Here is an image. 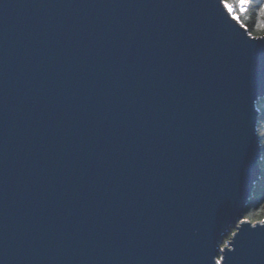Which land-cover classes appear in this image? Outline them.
<instances>
[{"label": "water", "instance_id": "1", "mask_svg": "<svg viewBox=\"0 0 264 264\" xmlns=\"http://www.w3.org/2000/svg\"><path fill=\"white\" fill-rule=\"evenodd\" d=\"M224 4L0 0V264H264V35Z\"/></svg>", "mask_w": 264, "mask_h": 264}, {"label": "trees", "instance_id": "2", "mask_svg": "<svg viewBox=\"0 0 264 264\" xmlns=\"http://www.w3.org/2000/svg\"><path fill=\"white\" fill-rule=\"evenodd\" d=\"M224 3L236 5V0H223ZM264 3V0H253L252 6L246 13L241 14L236 8V13L240 17L239 22L254 37H261L264 31L258 27L259 16L258 6ZM256 108L260 111V117L257 121L256 132L259 137L261 149L260 169L261 175L258 183L255 185L253 196L248 208L245 211L244 219L251 223L261 222L264 220V99L256 104ZM227 240H230L227 238ZM225 243V242H224Z\"/></svg>", "mask_w": 264, "mask_h": 264}, {"label": "snow or ice", "instance_id": "3", "mask_svg": "<svg viewBox=\"0 0 264 264\" xmlns=\"http://www.w3.org/2000/svg\"><path fill=\"white\" fill-rule=\"evenodd\" d=\"M252 4H253V0H236L235 6L232 4L225 3L224 8L227 10L229 16L233 20L239 22L240 17L236 13V8H238L239 12L243 14L247 12V10L252 6ZM258 16L260 18L258 22V27L260 28L261 31H264V3H261L258 6ZM252 47L258 48L262 52L259 70L262 73H264V45H256ZM261 223L264 224V221H262ZM216 264H221V260H217Z\"/></svg>", "mask_w": 264, "mask_h": 264}, {"label": "rangeland", "instance_id": "4", "mask_svg": "<svg viewBox=\"0 0 264 264\" xmlns=\"http://www.w3.org/2000/svg\"><path fill=\"white\" fill-rule=\"evenodd\" d=\"M246 220V219H245ZM230 237H231V234L228 236V237H226L225 239H224V242H223V245L221 246V247H223L224 245H226L230 240H227V238H229L230 239Z\"/></svg>", "mask_w": 264, "mask_h": 264}, {"label": "bare ground", "instance_id": "5", "mask_svg": "<svg viewBox=\"0 0 264 264\" xmlns=\"http://www.w3.org/2000/svg\"><path fill=\"white\" fill-rule=\"evenodd\" d=\"M224 2V1H223ZM256 126H257V124H256ZM257 133V132H256Z\"/></svg>", "mask_w": 264, "mask_h": 264}]
</instances>
